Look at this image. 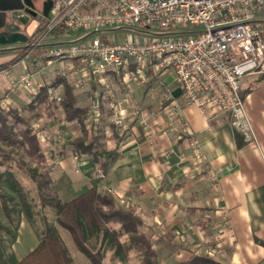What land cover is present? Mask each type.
<instances>
[{"label":"crops","instance_id":"crops-1","mask_svg":"<svg viewBox=\"0 0 264 264\" xmlns=\"http://www.w3.org/2000/svg\"><path fill=\"white\" fill-rule=\"evenodd\" d=\"M254 24L264 38V8ZM16 30L11 24L10 35L0 38V105L26 116L33 98L60 75L34 72L32 61L23 60L24 51L16 52L28 35ZM113 30L100 35L105 39ZM28 73L43 84L36 95L10 87L8 74ZM68 82L79 106L99 105V116L91 110L87 127L98 124L106 149L116 151L117 158L105 173L92 157L73 153L69 142L80 135V125L64 120L63 84L51 86L61 100H49L59 107L31 123L62 200L91 189L110 192L121 207L143 218V230L154 235L158 264H179L192 255L215 264H264V74L244 80L252 140L233 127L228 114L217 109L204 115L189 105L172 71H149L145 80L127 82L108 73L86 81L87 88ZM9 168L35 194V184L13 163H0V177ZM23 238L31 246L26 252L20 248ZM37 245L33 227L23 219L16 256L24 258Z\"/></svg>","mask_w":264,"mask_h":264},{"label":"built area","instance_id":"built-area-1","mask_svg":"<svg viewBox=\"0 0 264 264\" xmlns=\"http://www.w3.org/2000/svg\"><path fill=\"white\" fill-rule=\"evenodd\" d=\"M263 8L264 0H52L23 60H31L39 74L77 60L88 80L124 72V82L143 81L149 71H172L189 105L204 115L217 109L228 114L233 127L252 140L244 80L264 74V38L254 24ZM139 26L145 31L136 30L139 34L126 41L109 42L100 35ZM59 30L62 37L82 34L67 42L54 39ZM8 76L12 90L36 95L43 86L30 73ZM48 94L61 100L55 88ZM92 110L99 116L98 104Z\"/></svg>","mask_w":264,"mask_h":264},{"label":"trees","instance_id":"trees-1","mask_svg":"<svg viewBox=\"0 0 264 264\" xmlns=\"http://www.w3.org/2000/svg\"><path fill=\"white\" fill-rule=\"evenodd\" d=\"M63 34L59 30L53 36L60 38ZM61 84L65 92L59 106L65 113L64 120L76 121L81 129L80 135L69 142L73 146V153L80 157H92L94 163L106 173L117 158L116 151L106 149L98 124L91 123V128L87 127L92 105H78L73 87L65 77H57L51 86ZM51 86L39 91L24 117L20 111L5 110L0 105V163H13L36 187L35 194L26 190L11 168L0 177V264H75L56 224L70 232L76 248L92 264H105L108 253H112L113 258L122 264H129L133 260V253L137 254L141 264H158L159 257L153 248L154 235L143 230V218L132 209L121 207L110 192L91 189L67 201L58 194L41 140L31 123L34 119L38 120L44 111L59 107L49 100L48 90ZM246 94L243 93V97ZM91 97L93 101L98 100L93 95ZM99 98L103 107L105 102L102 96ZM45 208L53 210L55 222H49L42 215L40 211ZM36 215L43 223L40 231L32 225ZM23 219L33 227L38 245L19 259L14 245ZM200 263L215 264L203 255H192L179 264Z\"/></svg>","mask_w":264,"mask_h":264},{"label":"rangeland","instance_id":"rangeland-1","mask_svg":"<svg viewBox=\"0 0 264 264\" xmlns=\"http://www.w3.org/2000/svg\"><path fill=\"white\" fill-rule=\"evenodd\" d=\"M13 26L17 27L16 33L24 34V32H25L26 36L28 35L27 44L19 46V48L16 50V52L24 51V53H27V50H29V46L32 42V37H33L32 33L27 32L23 28L22 29L19 28V26H17V25L13 24ZM113 29H114L113 31L108 33L109 36H106L107 38H105V40L112 41V39H113L115 42L116 41H118V42L126 41V39L129 38L131 35H135L136 33L139 34L136 30L145 31L140 26L138 28H135L134 30L122 29V28H113ZM79 34H82V32H79L76 35H70V36L66 35L64 37H61V39H66L67 42H74L76 40V36ZM138 37L140 40H143L144 39L143 33H142V35H139ZM57 38L58 37H55L54 39H57ZM26 47H27V49H26ZM59 66L60 65L55 66V64L52 67L50 66L49 72L52 75V77L55 76V74H59L60 76L65 77L67 82L70 80V83H75L77 86L84 85L86 88L88 87V83H86V81H89V80L87 78L83 77V75H82V72H83L82 70H83L84 65L80 61L69 60V61H65L64 63H62V65L60 67ZM111 73H113V72H111ZM117 76L119 77V79L123 80L124 72H120L119 74H117ZM79 89H81V91L84 90L82 87H79ZM33 129H35V128H33ZM37 134H38V132H37ZM67 138H71V137H67ZM40 212L42 213V215H45L48 218L49 222H55V215H54V212L52 209L45 208L44 210H41ZM32 225L39 231L43 228V223L40 221V217L37 215L34 216ZM56 227L59 231V234H60L64 244L68 248L71 257L73 258L74 263L75 264H92L88 260V258L76 248L70 232L68 230L64 229L63 227L57 225V224H56ZM30 247L31 246L29 244L28 238H23V240L21 241V244H20V248L22 249V251L26 252V251H28V249ZM132 256H133V260L129 261V264H139V259L137 258V254L133 253ZM104 263L105 264H122L119 260H117L116 258H113L112 253H108L106 255V257L104 259Z\"/></svg>","mask_w":264,"mask_h":264},{"label":"water","instance_id":"water-1","mask_svg":"<svg viewBox=\"0 0 264 264\" xmlns=\"http://www.w3.org/2000/svg\"><path fill=\"white\" fill-rule=\"evenodd\" d=\"M34 8L35 5L33 0H0V30L6 26V21L8 16L10 17L11 20L26 25L27 21L19 18L18 15L29 17L31 16L32 11H34ZM51 8H52V2L47 1L44 4L42 16L47 18ZM2 35L7 36L8 33L1 32L0 37ZM6 50H1V51H6Z\"/></svg>","mask_w":264,"mask_h":264},{"label":"flooded vegetation","instance_id":"flooded-vegetation-1","mask_svg":"<svg viewBox=\"0 0 264 264\" xmlns=\"http://www.w3.org/2000/svg\"><path fill=\"white\" fill-rule=\"evenodd\" d=\"M47 1L52 2V0H33L35 8H34V11H32L31 16L24 17L22 15H18L19 18L27 21L26 25H23L17 21L11 20L10 17L8 16L7 21H6V26L0 30V33L1 32H7L8 33L7 36H9L10 35L9 26L12 23L14 25L19 26V28H21V29L23 28L27 32L32 33V35H34L46 20V18L42 16V12H43L44 4ZM2 37H6V36L2 35L0 38H2Z\"/></svg>","mask_w":264,"mask_h":264}]
</instances>
